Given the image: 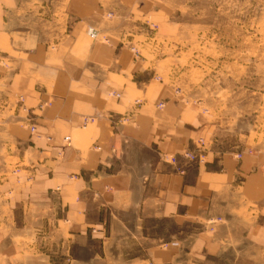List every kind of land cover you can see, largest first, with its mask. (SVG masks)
Returning a JSON list of instances; mask_svg holds the SVG:
<instances>
[{
	"label": "crops",
	"instance_id": "0c3cea01",
	"mask_svg": "<svg viewBox=\"0 0 264 264\" xmlns=\"http://www.w3.org/2000/svg\"><path fill=\"white\" fill-rule=\"evenodd\" d=\"M161 8L0 0V264H252L251 248L264 253V154L208 144L205 163L180 158L212 131L141 52Z\"/></svg>",
	"mask_w": 264,
	"mask_h": 264
},
{
	"label": "rangeland",
	"instance_id": "374dc122",
	"mask_svg": "<svg viewBox=\"0 0 264 264\" xmlns=\"http://www.w3.org/2000/svg\"><path fill=\"white\" fill-rule=\"evenodd\" d=\"M155 1L164 24L141 52L158 80L207 115L206 154L208 144L264 154V0ZM251 251L250 263L264 258Z\"/></svg>",
	"mask_w": 264,
	"mask_h": 264
},
{
	"label": "built area",
	"instance_id": "2783aa9c",
	"mask_svg": "<svg viewBox=\"0 0 264 264\" xmlns=\"http://www.w3.org/2000/svg\"><path fill=\"white\" fill-rule=\"evenodd\" d=\"M87 34L91 39H96L97 38V32L92 28V27H88L87 28ZM111 96L113 97H119V94L116 92H110L109 93ZM141 101L139 98H136V100H134V105H138L140 104ZM131 116L132 113H128V114H122L121 116L118 117L116 123L113 122V124H121L127 121L131 120ZM96 116L94 115H90V116H86L83 117V125H87L90 122H93L94 120H96L95 118ZM30 130L33 131L34 130V126L30 127ZM65 141L68 142L69 141V136H66ZM206 148L203 145V139L200 138V140H198V142L195 144V148L194 149H186L181 155L180 158H182L184 161L187 160L189 162H196L198 164L201 163H205L206 162ZM237 157H239V155H237ZM164 159L166 162L168 163H173L176 164L177 160H178V156L175 154H169V155H165ZM180 170V172H183V170ZM147 264H152L151 262L147 263Z\"/></svg>",
	"mask_w": 264,
	"mask_h": 264
}]
</instances>
